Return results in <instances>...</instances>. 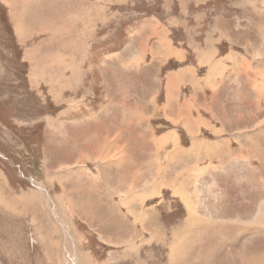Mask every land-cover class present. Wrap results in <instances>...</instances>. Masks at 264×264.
Instances as JSON below:
<instances>
[{
	"label": "rangeland",
	"instance_id": "1",
	"mask_svg": "<svg viewBox=\"0 0 264 264\" xmlns=\"http://www.w3.org/2000/svg\"><path fill=\"white\" fill-rule=\"evenodd\" d=\"M256 81L264 0H0V264L264 263Z\"/></svg>",
	"mask_w": 264,
	"mask_h": 264
},
{
	"label": "crops",
	"instance_id": "2",
	"mask_svg": "<svg viewBox=\"0 0 264 264\" xmlns=\"http://www.w3.org/2000/svg\"><path fill=\"white\" fill-rule=\"evenodd\" d=\"M261 29V28H260ZM219 45H221V42H219ZM214 50H216V49H214ZM217 51V50H216ZM215 51V52H216ZM206 53H208L209 55H208V57L210 56V55H212V54H215V53H213V49H209L208 51L205 49L204 50V55L206 54ZM225 57H226V55H224L221 59L223 60V62L225 63V61L226 60H228V58L227 59H225ZM229 57V56H228ZM232 58L234 59V57L232 56ZM225 59V60H224ZM70 61V66L73 68V67H77V65L75 66L74 64H75V62H74V60L72 61V60H69ZM232 62V61H231ZM213 63H214V69H218L219 68V63L222 65V63H221V61H213ZM234 65V64H233ZM225 68H227V69H229V67H228V64H227V61H226V63L223 65ZM187 68V67H186ZM78 69V68H77ZM188 69V68H187ZM79 70V69H78ZM223 71V75L224 76H226V74L228 73V71H225L224 70V68H219V73L220 72H222ZM72 72V71H71ZM62 77H64V75H62ZM256 82H258V81H256ZM192 83V90L193 91H196L197 89H198V87L200 86V85H202L203 87H204V90L205 91H209V92H213L214 91V89H219V87H215V85H216V83H217V81H208V82H201V83H199V80H194V81H192L191 82ZM75 84H77L76 82H75ZM173 85H174V83L173 82H169V86H171V87H173ZM60 87V86H59ZM195 88V89H194ZM220 119L222 120L223 119V115H221L220 116ZM253 123V122H252ZM260 122H258V123H255V124H252L251 126H256V125H258ZM251 123L250 122H247V123H244V124H238V126L236 127H232V128H229V127H225V126H223L222 127V129L223 130H227V129H230V130H233V131H237V132H242V131H246V129H250L249 127V125H250ZM199 146H200V144L199 143H193V145L190 147V151H192V150H196V149H198L199 148ZM174 150V149H173ZM173 152V151H172ZM185 153H187V152H185ZM215 154L216 155H218L219 153H218V151H216L215 152ZM240 162V161H239ZM210 188V187H209ZM208 188V189H209ZM207 191V190H206ZM209 192V191H208ZM206 194L207 195H209L210 196V194L209 193H207L206 192ZM214 199H215V197H213ZM204 219L205 218H203V220H201V219H199V222H198V226L199 227H201V226H205V223H203L204 222ZM206 220V219H205ZM203 221V222H202ZM206 221H209V220H206ZM187 222L188 223H190V221H189V219H187ZM197 232H199V230H197Z\"/></svg>",
	"mask_w": 264,
	"mask_h": 264
},
{
	"label": "bare ground",
	"instance_id": "3",
	"mask_svg": "<svg viewBox=\"0 0 264 264\" xmlns=\"http://www.w3.org/2000/svg\"><path fill=\"white\" fill-rule=\"evenodd\" d=\"M47 56V55H46ZM53 60H55V59H53ZM55 65V64H54ZM71 70V69H70ZM74 72V71H73ZM79 72V71H78ZM84 76V75H83ZM256 86L258 85V88L260 89V87H264V84L262 83V82H256V84H255ZM263 90V89H262ZM260 103V102H259ZM258 103V104H259ZM137 112V111H136ZM132 119V118H131ZM140 119H142V118H140ZM139 119V120H140ZM77 120H79V119H77ZM50 122L52 121V120H49ZM137 122V121H136ZM140 122V121H139ZM109 123V122H108ZM140 138V137H139ZM150 157V156H149ZM82 160V159H81ZM170 160V159H169ZM214 183V182H213ZM196 187V186H195ZM210 187H212V186H210ZM176 188V187H175ZM196 191V190H195ZM176 193H178V192H176ZM210 195H212L211 193L212 192H208ZM44 195H46L47 197H48V195H47V192L46 193H44ZM183 195H184V193H183ZM191 195V194H190ZM27 199V198H26ZM190 199V198H189ZM184 200H185V198H184ZM50 201V200H49ZM186 201H188V200H186ZM51 202V201H50ZM92 204V203H91ZM189 204V203H188ZM187 205V204H186ZM197 205V204H196ZM61 206V205H60ZM187 207H188V205H187ZM52 208V207H51ZM53 209H55V208H53ZM257 209H258V212H257V214L255 215V216H253V219L248 223V225L253 229L254 228V230H255V227H259L260 228V230H259V232H257V233H255V234H264V198L262 199V201H260V203H259V205L257 206ZM189 211V210H188ZM54 213H55V211H54ZM255 213H256V211H255ZM188 214H189V221H193V220H195V219H201V220H203V217H201V216H199V215H197L194 211H192V210H190L189 212H188ZM254 215V214H253ZM62 216V215H61ZM57 217V216H56ZM209 217V216H208ZM252 218V217H251ZM60 220V222H61V220H62V218L61 219H59ZM58 220V221H59ZM235 220H237V219H235ZM238 221V220H237ZM195 222V221H194ZM206 222V220L204 219V222L203 223H205ZM212 222V221H211ZM235 222V221H234ZM238 222H240V221H238ZM63 223V222H62ZM247 223V222H246ZM194 224V223H193ZM237 224H239V223H237ZM65 225V224H64ZM235 225V224H234ZM41 226V225H40ZM219 228V227H218ZM66 231V230H65ZM250 231V230H249ZM66 232H68V230L66 231ZM251 232V231H250ZM58 233V232H57ZM253 236V235H252ZM262 236V235H261ZM70 238V237H69ZM69 241V240H68ZM58 242H59V240H58ZM129 242V241H128ZM74 243V242H73ZM65 244V243H64ZM128 244V243H127ZM131 244V243H130ZM133 246V245H132ZM75 247V246H74ZM176 247V246H175ZM67 248V247H66ZM70 248V247H69ZM75 249V248H74ZM69 250V249H68ZM171 250V249H170ZM175 250V249H174ZM58 253V252H57ZM70 253H71V251H70ZM76 253V252H75ZM173 255H174V253H172ZM71 255V254H70ZM176 255V254H175ZM60 257V256H59ZM84 257V256H83ZM172 257V256H171ZM264 258V257H263ZM64 259V258H63ZM65 260V259H64ZM66 261V260H65ZM89 260H87V258H82L81 257V263H77V264H91V263H89L88 262ZM60 262H61V260H60ZM63 262V261H62ZM242 264H244V263H242ZM247 264H264V263H261L260 261H256V260H252V261H250L249 263H247Z\"/></svg>",
	"mask_w": 264,
	"mask_h": 264
}]
</instances>
